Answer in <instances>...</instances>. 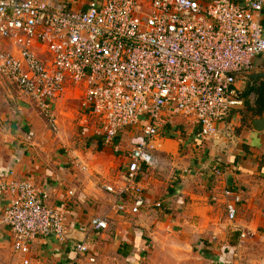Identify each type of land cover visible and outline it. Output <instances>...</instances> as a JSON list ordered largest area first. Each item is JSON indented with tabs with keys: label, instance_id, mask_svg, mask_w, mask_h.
<instances>
[{
	"label": "built area",
	"instance_id": "built-area-1",
	"mask_svg": "<svg viewBox=\"0 0 264 264\" xmlns=\"http://www.w3.org/2000/svg\"><path fill=\"white\" fill-rule=\"evenodd\" d=\"M262 1L89 0L76 10L65 0H0V37L13 47L0 50V74L35 100L53 130L59 127L54 103L67 90L81 101L102 144L140 125L127 151L124 185L105 186L114 210L137 213L144 205L137 173L151 164L153 141L168 137L165 127L198 125L203 139L216 138L218 123L242 105L234 84L264 52L257 20ZM213 173L222 174L219 168ZM47 200L45 190L13 171L0 178V223L20 264H30L37 239L69 237L66 209ZM239 200L226 204L230 221ZM108 223L93 217L78 229L105 230ZM74 250L89 251L86 236Z\"/></svg>",
	"mask_w": 264,
	"mask_h": 264
},
{
	"label": "crops",
	"instance_id": "crops-1",
	"mask_svg": "<svg viewBox=\"0 0 264 264\" xmlns=\"http://www.w3.org/2000/svg\"><path fill=\"white\" fill-rule=\"evenodd\" d=\"M65 1L73 9L84 10L89 0ZM257 20L264 29V0ZM11 48V43L0 37V50ZM260 71H264V52L253 59L249 72ZM234 88L243 103L218 123L217 138L203 139L198 125H179L173 136L153 141L152 162L142 165L136 177L144 205L133 214L114 210L105 186L117 189L124 185L127 151L132 140L141 135L140 125L121 130L112 144H102L80 102L81 134L90 139L86 143L81 138L69 141L48 130L26 97L0 94V178L13 171L17 178L45 190L48 205L64 207L68 214L69 237L63 242L37 239L30 245V264H78L74 247L85 236L88 249L90 238L113 236L116 253L129 264H264V234H260L264 228V131L245 122V113L255 102L257 84L240 75ZM70 92L65 91L54 103L59 125L66 121L60 113L69 112L70 104L78 102ZM134 131L130 144H121L123 136ZM163 164L172 171L169 179H162L159 169ZM214 168L222 174L215 175ZM225 190L231 195L224 196ZM235 196L240 200L230 221L225 208ZM3 205L0 201V208ZM93 217H106L108 228L79 231L78 227ZM231 230L250 233L235 252L229 243L238 232L229 234ZM20 261L13 252L8 227L0 223V264Z\"/></svg>",
	"mask_w": 264,
	"mask_h": 264
},
{
	"label": "rangeland",
	"instance_id": "rangeland-1",
	"mask_svg": "<svg viewBox=\"0 0 264 264\" xmlns=\"http://www.w3.org/2000/svg\"><path fill=\"white\" fill-rule=\"evenodd\" d=\"M0 94L4 96L12 97L13 99L17 96L26 97L29 100L30 108L31 110L36 111L40 114L39 109L37 108V104L35 100L32 98L24 95L21 93L18 88L12 84L10 81H8L6 78H4L0 74ZM6 96V97H7ZM78 102H72L70 104V111L67 113H60L61 119L66 120L62 125H59L57 130H53L49 127V125L46 122V119H44V122L48 128V130L53 135H62L64 137H67L69 141H78L81 138L82 143H86L90 137L85 136L82 133V129L80 127V119H81V113H82V107L80 105V100L75 98ZM66 116H71L70 118H67ZM182 121L184 123V119H179L178 121ZM186 122V121H185ZM60 124V123H59ZM185 128H188V125L183 124ZM137 131H134V134H131L130 136L124 135V139L121 141V144H126L128 142L130 144V137L132 138L136 135ZM218 137V136H217ZM216 137V138H217ZM114 142V140H113ZM131 146V145H130ZM165 166H168V164H163L159 169L162 172V179H169L171 177V170H168L165 168ZM215 169V168H214ZM232 232H238L236 235L233 233L234 241L229 243L230 246L232 244L235 247V251L237 249L241 248L245 244V239L250 236L249 232L246 231H230L229 234H232ZM241 234L244 235V238L241 239ZM264 234V228H262L261 233ZM252 236V233H251ZM115 238L113 236L101 238L98 236L90 238V247L89 252L85 253L84 255L76 253V262L78 264H129L127 263L121 256H119L115 251ZM204 241V240H203ZM208 241V240H206ZM262 241V240H260ZM264 242V240H263ZM88 243V242H87ZM211 243V242H209ZM226 251L228 249H225ZM264 254V251H263ZM92 256V257H91Z\"/></svg>",
	"mask_w": 264,
	"mask_h": 264
},
{
	"label": "water",
	"instance_id": "water-1",
	"mask_svg": "<svg viewBox=\"0 0 264 264\" xmlns=\"http://www.w3.org/2000/svg\"><path fill=\"white\" fill-rule=\"evenodd\" d=\"M242 75L245 79H248L251 82H256L257 87L261 83H264V71L247 72ZM262 89H264V85ZM245 114L246 123H248L256 131H264V105H257L254 107L252 106L251 109H248Z\"/></svg>",
	"mask_w": 264,
	"mask_h": 264
},
{
	"label": "trees",
	"instance_id": "trees-1",
	"mask_svg": "<svg viewBox=\"0 0 264 264\" xmlns=\"http://www.w3.org/2000/svg\"><path fill=\"white\" fill-rule=\"evenodd\" d=\"M255 93V102L253 103V107L257 105H264V89L257 87L254 89ZM259 112V111H257ZM178 127H170L166 126L165 130L169 134V136H173L174 132L178 131Z\"/></svg>",
	"mask_w": 264,
	"mask_h": 264
}]
</instances>
